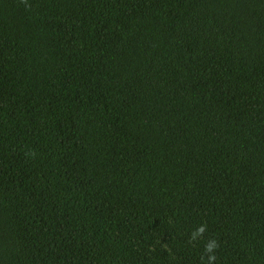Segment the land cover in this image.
Here are the masks:
<instances>
[{"label": "trees", "instance_id": "1", "mask_svg": "<svg viewBox=\"0 0 264 264\" xmlns=\"http://www.w3.org/2000/svg\"><path fill=\"white\" fill-rule=\"evenodd\" d=\"M213 239L264 264V0H0V264Z\"/></svg>", "mask_w": 264, "mask_h": 264}, {"label": "clouds", "instance_id": "2", "mask_svg": "<svg viewBox=\"0 0 264 264\" xmlns=\"http://www.w3.org/2000/svg\"><path fill=\"white\" fill-rule=\"evenodd\" d=\"M206 231V225H200L192 234H191V240H195L197 237L202 236L203 233ZM218 247L217 242L213 239L208 241V243L205 244V252L209 255L207 256L208 264H213L216 257L214 254V249Z\"/></svg>", "mask_w": 264, "mask_h": 264}]
</instances>
